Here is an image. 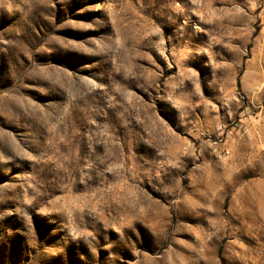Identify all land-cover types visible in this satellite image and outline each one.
I'll return each instance as SVG.
<instances>
[{"label":"rangeland","instance_id":"obj_1","mask_svg":"<svg viewBox=\"0 0 264 264\" xmlns=\"http://www.w3.org/2000/svg\"><path fill=\"white\" fill-rule=\"evenodd\" d=\"M0 264H264V0H0Z\"/></svg>","mask_w":264,"mask_h":264}]
</instances>
